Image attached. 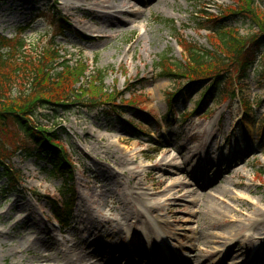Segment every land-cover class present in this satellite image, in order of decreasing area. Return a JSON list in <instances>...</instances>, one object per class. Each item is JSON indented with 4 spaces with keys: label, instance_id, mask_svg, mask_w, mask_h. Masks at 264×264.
Here are the masks:
<instances>
[{
    "label": "rangeland",
    "instance_id": "1",
    "mask_svg": "<svg viewBox=\"0 0 264 264\" xmlns=\"http://www.w3.org/2000/svg\"><path fill=\"white\" fill-rule=\"evenodd\" d=\"M97 1L0 0V33L11 38L19 29L29 27L24 35L27 55L49 48V40L56 34V16L57 20L63 19L65 32L54 39L55 49L71 66L80 63L88 68L75 87L91 94L92 90L82 84L90 82L95 71H105V95L88 96L67 109H39L34 117L47 131L57 133L72 163V175H67L64 183L69 194L61 196L63 182L50 174L45 161L13 157L10 167L21 177V184L8 194L0 191V229L3 224L14 235L24 227L22 219L30 214L53 231L55 240L73 236L78 241L87 236L84 226L75 225L78 214L85 216L79 209L87 208L92 213L98 229H111L124 217L120 211L124 208L130 224L137 215L149 221L157 239L169 247L171 254L190 258L194 254L183 251L194 246L196 253L209 260L205 264H217L220 259L211 257L215 246L205 248L201 240L205 236L202 230L211 229L204 214L210 208L226 213L235 198H250L257 208H264V59L261 57L248 70V77L233 89L231 99L219 101V93L215 92L205 100L208 83L186 88L187 80L181 78L189 68L179 43L185 41L214 53V38L197 31L191 20L194 6L207 4L212 17L220 18L239 11L235 6L244 7L245 2L122 0L119 4H128L134 13L117 16L109 10L111 19L103 23L97 17L102 11L95 6ZM254 3L256 19H245L243 15L228 20L226 25L246 46L248 38L264 30V0ZM134 8L139 12L135 13ZM83 19L88 22H81ZM120 20L124 23L118 24ZM162 21L172 22L174 28ZM262 47L264 52V44ZM217 61L213 58L196 69L200 72L216 66L227 72L230 80L235 78L236 64L230 67L229 62ZM165 66L177 72L169 76L162 72ZM94 92L98 93L97 89ZM174 92L179 93L170 107L169 95ZM94 100L97 104L91 106ZM109 100L115 105L110 110L104 104ZM240 102L252 109L247 116ZM5 137L0 135L1 139ZM177 165L189 172L179 169L178 174H172ZM128 169L133 174L126 173ZM102 172L107 176L103 177ZM157 178L168 180L159 185ZM239 182L242 187H238ZM3 186L4 180L0 179V188ZM225 188L226 193L220 195ZM105 189H109L107 194ZM191 191L205 195V203L194 199ZM208 195L216 197L214 203L206 204ZM63 197L72 205L65 228L56 224L52 214L53 202L60 206ZM143 202L149 203L152 210H145ZM15 204L14 218L4 222L6 211ZM189 219L192 221L187 223ZM129 233L126 229L121 234L125 240L122 244L132 245L141 253L152 251L149 243L140 241L143 238ZM28 235L32 241L33 233ZM98 241L106 243L107 238ZM162 248L154 255L156 261L162 258ZM5 263L10 264L9 258Z\"/></svg>",
    "mask_w": 264,
    "mask_h": 264
},
{
    "label": "trees",
    "instance_id": "2",
    "mask_svg": "<svg viewBox=\"0 0 264 264\" xmlns=\"http://www.w3.org/2000/svg\"><path fill=\"white\" fill-rule=\"evenodd\" d=\"M244 2V7L243 4L235 6V8H240L239 11L233 10L230 15L220 18L212 17L207 4L194 6L191 20L197 31L207 32L211 34L210 39L214 38L212 46L214 53L197 46L187 45L185 41L179 43L180 48L185 52L188 60L186 66L189 68V72L181 78L187 80L186 88L204 82L208 83L203 93L205 100L215 92L219 93V101L231 99L234 95L233 89H237L239 83L248 77V70L261 57L264 59L263 29L259 35L248 38L249 45L246 46L245 42L235 37L233 30H229L226 26L228 20L240 19L243 15L245 19L257 18L253 0H244ZM54 18L58 23L54 27L56 34L49 40V48L39 53L33 50L32 56L27 55L28 45L24 39L29 27L19 29L11 38L0 34V135L7 136L4 139L0 138V179L4 180V186L0 188V191L4 194L16 191L21 184V177L15 175L10 167L12 158L21 156L25 159L34 158L48 163L50 174L60 177L63 182L64 188L62 187L59 191L61 196L68 195L69 191L65 190L66 184L64 183H67V175L69 177L72 175V163L57 133L47 131L44 126L34 120V117L39 109H67L69 104L81 102L88 96L97 98L105 95L103 92L105 71H95L91 76V81L85 85L82 84L83 87L92 90L91 94L85 88L75 87L85 77L88 68L80 63L71 66L68 59L59 55L60 51L55 49L54 39L56 36L63 35L65 28L63 19L58 17L57 20L56 16ZM162 23L174 28L172 22L162 21ZM209 41L212 43L211 40ZM213 58H217L218 63L219 61L223 64L229 62L227 66L230 67L236 64L235 78L230 80V77L226 76L227 72L219 71L216 66L200 72L196 69L203 68V65L212 61ZM164 61L168 63V59ZM230 67L228 69L231 71ZM176 68L178 71L181 70L179 67ZM162 72L171 76V72L177 71L165 66L162 67ZM95 89L98 93L94 92ZM179 92L169 95V105L177 98ZM240 103L244 107V115L247 116L252 109ZM96 104L95 100L90 102L91 106H96ZM104 104L109 106V110L115 106L112 100ZM183 116L186 117L185 114ZM62 199L60 206L53 202L55 206H53L52 214L58 226L65 228L71 216L72 205L70 199L65 197Z\"/></svg>",
    "mask_w": 264,
    "mask_h": 264
},
{
    "label": "bare ground",
    "instance_id": "3",
    "mask_svg": "<svg viewBox=\"0 0 264 264\" xmlns=\"http://www.w3.org/2000/svg\"><path fill=\"white\" fill-rule=\"evenodd\" d=\"M121 1L98 0L95 6L102 10L97 16L100 21L106 23L111 19L110 15L112 14L108 12L109 10L115 11L117 16L134 13L130 11L131 8L128 4L124 6L119 4ZM134 11L137 13L139 9L134 8ZM81 22L88 21L83 19ZM122 23L124 22L120 20L118 24ZM103 139L106 138L103 137ZM175 167H172L175 171L172 174H178V170L181 169V165ZM181 170L189 172L187 169ZM126 173L133 174L129 169ZM102 175L103 177L107 176L105 172H102ZM106 178L108 179V177ZM167 180L168 178H157V183L163 185ZM237 185L238 187L243 186L241 182ZM173 186L176 187V185ZM108 191L109 189H105L106 194ZM226 191V188L223 189L220 191L222 193L220 195H224ZM191 194L192 197H195L194 199L204 201L205 195L196 192ZM215 200V196H206V204L214 203ZM16 207L17 204L6 211L4 222L14 218L12 213H14L13 208ZM144 209L152 210L149 203H144ZM79 210L85 216L83 218L78 214L75 217V225L84 226L83 229L87 232V236L79 237L78 241H75L73 236L72 239L67 237L61 241L55 240L52 235L53 231L30 214L22 219L21 222L24 227L19 228L14 235H10L2 224L0 229V264H6L7 258H9L10 264H191V262L192 264H205L209 261L205 260V255L196 253L197 250L194 246L183 251L186 255L194 254L190 258L185 255L171 254L169 247L157 239V232L149 221L141 215H137L130 224V220L125 216L127 210L124 208L120 210L124 217L117 221V225L111 229H98L92 220V213L87 208ZM204 215V219L211 229L202 230L205 236L201 240H203L205 248L215 246L214 250H211V257L214 260L220 259L217 264H264V208H257L250 198H235L233 205H228L226 213L217 212L210 208L208 213ZM185 221L190 223L192 219ZM126 229L130 230L129 234H137L143 238L140 239L143 243H149L152 251L141 253L132 245L122 244L121 242L125 240L121 234H125ZM29 233L34 235L32 241L29 240ZM198 234L196 233V235ZM100 237L107 238V242L100 243L98 241ZM19 239L20 241L23 240L22 243ZM110 239H115V242H111ZM133 242L135 243L131 240V243ZM160 247H163L164 251L162 258L155 261L152 255H155ZM228 258L232 259L226 263Z\"/></svg>",
    "mask_w": 264,
    "mask_h": 264
}]
</instances>
